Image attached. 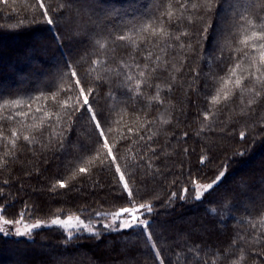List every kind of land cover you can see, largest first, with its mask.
Masks as SVG:
<instances>
[{
  "label": "trees",
  "instance_id": "trees-1",
  "mask_svg": "<svg viewBox=\"0 0 264 264\" xmlns=\"http://www.w3.org/2000/svg\"><path fill=\"white\" fill-rule=\"evenodd\" d=\"M43 3L52 25L37 0H0V216L95 221L145 204L152 241L142 227L0 233V264H264V83L245 79L241 44L264 0ZM85 77L111 155L82 111L60 106Z\"/></svg>",
  "mask_w": 264,
  "mask_h": 264
},
{
  "label": "snow or ice",
  "instance_id": "snow-or-ice-1",
  "mask_svg": "<svg viewBox=\"0 0 264 264\" xmlns=\"http://www.w3.org/2000/svg\"><path fill=\"white\" fill-rule=\"evenodd\" d=\"M177 2H179V0H177ZM188 2L189 0H184V3L180 5L181 8H185L188 6ZM37 3L39 5V7L41 9H43V15L46 18V21L49 25L53 24V20L51 17L48 16V9L45 8V5L43 3V0H37ZM215 3V0H199V3H192V7L193 8H199V7H203L205 8V10L207 12H211L213 9V4ZM171 11L168 12V16L169 18H171ZM248 23L251 25L252 27V31L250 34H245L243 39L241 40V44L244 45L245 48H250L251 51L250 52H245V58L249 60L250 62V67L254 68V71H248L247 75L245 76V79H249L251 80H255L256 82H260V83H264V80H261V77L264 76V71H262V69H264V21L260 22L259 24V30H257L256 27V23L254 21H248ZM154 34H156L157 32L159 34H164L167 35V33L164 32V28L160 27L158 30L154 29L153 30ZM184 35H187V33H184ZM179 37H177L178 39ZM121 40L126 39V37L121 36L120 37ZM240 51H243V49H241ZM98 63V61H97ZM236 68H239L240 65L237 64L235 66ZM259 74V75H258ZM77 73L73 70L71 72V76L72 77H76ZM144 73H141V76H143ZM232 76L236 75V71L233 70L231 72ZM86 81H87V77H85V86H81V80L79 78L74 80V84L77 86L78 91L73 92V89L71 86H69L68 89L65 90L66 96L68 97L67 99L63 100L62 102H60V106L64 107L66 109V115H75L77 113H80L81 111L84 113V116H82L81 118H87L95 127V129L98 132V138H99V142H101L103 144V147L107 149L108 154L111 155L112 153V148L108 145V140L107 137L105 136V127L102 126V122L103 124H107V118H105L103 116V113H101L99 116L97 114V112L94 110L93 108V103H90L89 101V96L93 95V90L88 87L87 88V92H86ZM230 82V81H229ZM243 85V81L240 78H237L235 80V86L240 88ZM251 91H255L254 88L250 89ZM221 91H223V89H221ZM257 95H259V93H256ZM52 99H55V97H53ZM224 100L228 99V93L225 92L224 96H223ZM68 100H71L72 103H68ZM220 101V95L219 93L213 97V102H219ZM93 102H95V96H93ZM13 104H15V106L19 107V103L18 102H13ZM37 111H39V109H37ZM17 115H26V113H18ZM2 119H12L11 116L8 117H4ZM108 131H111V128L108 129ZM129 131H131V129H129ZM13 135H15V132H13ZM25 140H29L28 136L24 137ZM12 145L15 146V141H11ZM113 160H115V157H112ZM81 172H84L85 169L81 168L80 169ZM116 171L118 173H120V179L123 181L124 178V174L122 172H120V168L117 165L116 166ZM224 175L223 172L220 173V175L217 177V181H219L220 178H222V176ZM215 183V182H214ZM61 187H64L65 185L63 183L60 184ZM213 187V184H208L205 185L204 188L205 190L207 189H211ZM123 188L125 190H127V194L129 197L132 196V191L129 188V185L127 183V181L124 182L123 184ZM199 198V197H197ZM140 209H145L148 212L152 211L151 205H145V204H140L139 205ZM123 212H127L129 214L132 215V223H127L124 224L125 228H129V227H133L134 225L137 227H142L145 230V235L148 239L149 242L152 241V235L151 232L148 231L150 225L147 221V219L139 221V223H136L137 221V217L134 215V211L131 208H124L122 210ZM108 215H112L114 218H118L120 216V212L117 213H112V214H108ZM23 217V213H21V218ZM69 220L71 219V217L68 218ZM4 224H12L13 221L10 220H5L3 221ZM15 223H20V221H16ZM53 224H58V225H63L64 221H61L59 218L55 219L52 221ZM40 226V222H37L36 224H32L30 226H26L25 227V232H20L19 229L16 230V234L17 235H25L27 233H30L31 230L33 228L39 227ZM89 231H92L91 229H89ZM4 229L2 227H0V233H3ZM10 234V233H9ZM154 247V245H153ZM243 259V258H241ZM236 264H239V261L236 262Z\"/></svg>",
  "mask_w": 264,
  "mask_h": 264
},
{
  "label": "rangeland",
  "instance_id": "rangeland-1",
  "mask_svg": "<svg viewBox=\"0 0 264 264\" xmlns=\"http://www.w3.org/2000/svg\"><path fill=\"white\" fill-rule=\"evenodd\" d=\"M224 174H225V172H224ZM223 177H224V175L222 176V178L219 179L218 182H216L217 181L216 180L215 183L214 182H212V183H197L194 186V190H193V192H194L193 196L195 197V199L204 198V196L215 185H217L223 179ZM208 184H213V187L211 189L205 190L204 186L208 185ZM197 197H199V198H197ZM128 208L133 209L134 215L137 217L136 223H139V221L145 220L144 217L149 213L145 209H140L139 205H133L132 207H128ZM122 210L117 211V212H120V216L118 218H114L112 215L103 214L99 217V219H97L95 221H86L77 215H71V216H68L66 218H59L61 221H64L63 225L53 224L52 221L55 219L50 220V221H44V222L38 221V222H40V226L33 228L30 233H27L25 235H17L16 230L19 229L20 232H25L26 226L36 224L37 222L19 220L20 223H15L13 221L12 224H4L3 221H5L7 219L0 216V227H2L4 229V232H3L4 235L14 236V237H18V238H30L33 236V234L37 230L42 229V228H47V227H57V228L63 229L64 231L67 232V234L70 237H73V236L78 235V234L96 233L98 231L97 228L100 225L103 226L104 228L108 229V230H117V229L122 230V229H130V228L137 227L135 225L133 227H129V228L124 227V224L132 223V215L127 213V212H123ZM117 212H114V213H117ZM109 214H112V213H109ZM69 217H71L70 220L68 219ZM89 229H91L92 231H89Z\"/></svg>",
  "mask_w": 264,
  "mask_h": 264
}]
</instances>
